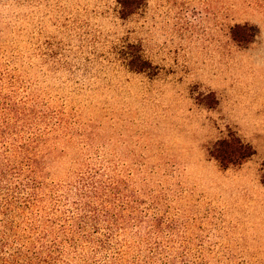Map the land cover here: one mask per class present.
I'll return each mask as SVG.
<instances>
[{"label":"rangeland","instance_id":"rangeland-1","mask_svg":"<svg viewBox=\"0 0 264 264\" xmlns=\"http://www.w3.org/2000/svg\"><path fill=\"white\" fill-rule=\"evenodd\" d=\"M0 125L11 251L264 264V0H0ZM229 133L254 154L223 169Z\"/></svg>","mask_w":264,"mask_h":264},{"label":"trees","instance_id":"trees-1","mask_svg":"<svg viewBox=\"0 0 264 264\" xmlns=\"http://www.w3.org/2000/svg\"><path fill=\"white\" fill-rule=\"evenodd\" d=\"M243 41L248 42L249 40ZM1 126L3 125H0V131L3 129ZM1 148L3 150L0 152V264H52L51 248L56 247V241L50 248V246H46L42 242L40 237H35L36 239L32 241L28 240V238L26 244H19V246L12 251L9 249L10 246H12V242L14 243L19 240L23 241V238H26L18 234L20 230L18 229L19 226L15 224V220H13L14 215H12V213L15 211L13 208L23 210L29 201H25L26 198H17L18 196L14 198V196L10 194L14 192L13 190L17 189L16 187L19 185L18 183L15 188H10L12 186L11 179L15 176L20 179L22 169H18V163L13 162V160H11L12 156H9L10 154L5 152L4 149H7L5 148V144L1 145ZM253 154L254 151L252 147L244 143L233 133H229L225 137L217 140L209 151V156L218 162L223 169L238 166ZM26 160L27 162L29 161V159ZM21 185L22 189H24L25 185L22 184V181L19 187H21ZM15 193L17 194L18 192L15 191ZM17 201L22 202L18 207H16ZM10 234L12 235L10 236ZM31 237L33 238L34 236H30V238ZM68 243L73 245L75 244V240L71 238L68 240Z\"/></svg>","mask_w":264,"mask_h":264}]
</instances>
